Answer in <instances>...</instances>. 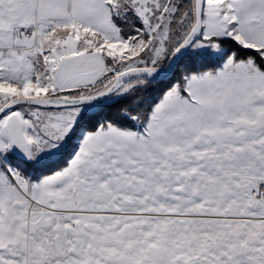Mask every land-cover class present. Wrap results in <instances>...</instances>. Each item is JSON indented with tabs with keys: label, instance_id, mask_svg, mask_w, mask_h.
Segmentation results:
<instances>
[{
	"label": "snow or ice",
	"instance_id": "1",
	"mask_svg": "<svg viewBox=\"0 0 264 264\" xmlns=\"http://www.w3.org/2000/svg\"><path fill=\"white\" fill-rule=\"evenodd\" d=\"M0 264H264V0H0Z\"/></svg>",
	"mask_w": 264,
	"mask_h": 264
}]
</instances>
